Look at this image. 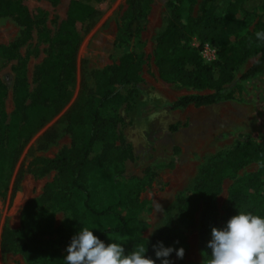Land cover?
Returning a JSON list of instances; mask_svg holds the SVG:
<instances>
[{
	"label": "rangeland",
	"instance_id": "rangeland-1",
	"mask_svg": "<svg viewBox=\"0 0 264 264\" xmlns=\"http://www.w3.org/2000/svg\"><path fill=\"white\" fill-rule=\"evenodd\" d=\"M70 0H21L27 8L32 23L26 28L14 15L0 16V45H15L16 56L0 65V79L5 86V110L12 112L13 96L18 77L24 75L28 90L35 93L39 84L40 67L53 49L60 48L55 36L60 22L65 18ZM261 0H250L248 9L254 11L238 15L245 19L243 28L231 36L230 44L236 48L260 31L256 27L264 8H256ZM205 0L193 6L192 17H200ZM95 13L75 30L77 47L71 66L65 71L68 78L61 84L58 94L70 99L64 107L33 134L21 138L16 144L14 163L5 185L0 182V264H62L70 243H59L55 234H39L36 240L43 253L28 256L19 250L3 246L5 229L21 230L27 223L38 219L43 205L39 196L44 185L54 177V172L36 176L30 163L36 159L53 157L59 150L78 143L83 127L70 126L67 112L86 107L94 95L118 89L109 83L107 66L116 64L118 55L114 38L127 9L126 0H103L94 5ZM172 6L166 0H152L147 9V19L140 32L143 46L139 80L133 92L120 103L111 102L105 116L129 157L125 160L121 176L138 191L147 202L149 227L144 238L153 246L159 234L178 214L183 202L203 178L207 167L220 159L226 151L244 142L253 141L264 150V74L247 84H239L240 75L258 58L249 51L236 64L231 79L222 86L233 88L234 96L220 102L195 107L172 109L170 104L185 94H202L212 88H195L183 85L158 72L155 64L156 46L170 24ZM264 22H262V27ZM189 44L198 48L204 63L210 55H202L203 44L193 36ZM258 44H264L259 41ZM254 176L264 185V165L250 162L235 173L223 178L217 196V228L227 223V215L233 205L232 189L243 179ZM3 181V180H2ZM53 210V206H49ZM55 225H60L64 214L54 208ZM203 217L197 213L195 228L187 237V248L182 260L192 264H204L208 259L202 236ZM123 234L107 236L106 244L120 242ZM174 261H179L176 254Z\"/></svg>",
	"mask_w": 264,
	"mask_h": 264
},
{
	"label": "trees",
	"instance_id": "trees-1",
	"mask_svg": "<svg viewBox=\"0 0 264 264\" xmlns=\"http://www.w3.org/2000/svg\"><path fill=\"white\" fill-rule=\"evenodd\" d=\"M103 0H70L65 18L60 22L55 40L60 48L53 49L40 67L39 84L35 93H30L24 75L16 80L13 96L14 108L8 116L4 97L6 89L0 79V182L5 185L13 167V153L21 138L38 130L43 123L53 118L70 99V94L60 97L61 84L68 78L65 71L71 66L77 47L75 30L94 13V5ZM152 0H126L127 9L117 28L114 49L118 55L116 64L107 66L104 73L110 74V82L118 89L108 90L91 97L86 107L76 110L73 106L67 112L68 122L75 129L83 127L78 143L59 150L53 157L36 159L30 163L36 176L54 172L53 179L46 183L39 196L43 205L38 219L27 223L21 230L5 229L3 246L19 250L28 256L43 253L36 236L55 234L59 243H70L71 238L84 226L93 229L94 235L106 243L107 236L123 234L120 239L126 252L137 246L147 249L146 256L153 259L155 251L144 238L149 227L147 202L139 197L121 176L128 151L117 143V135L105 116L108 105L120 103L133 92L139 80L143 46L140 38L146 23L147 9ZM198 0H166L172 6L169 28L156 46L155 64L158 72L170 80L195 88H212L202 94H185L170 104L172 109L186 106L211 105L234 96L233 88L222 85L231 79L233 70L242 56L252 51L258 54L238 78V83L247 84L258 75L264 74V44L259 45L255 35L236 48L230 44L231 36L244 26L245 19L238 14L254 11L248 9L250 0H205L200 17L191 15ZM256 8H264V0ZM14 15L26 28L32 18L21 0H0V16ZM264 14L258 18L256 27H262ZM195 36L201 44L209 43L217 49L218 60L204 63L198 48L189 44ZM15 45H0V65L14 59ZM250 162L264 165V150L255 142L236 145L213 161L203 178L188 195L178 214L156 238L154 245L162 241L165 247L187 248V237L195 228L197 213L203 217L202 236L204 247L210 258L207 243L211 229L216 226L218 210L217 196L223 178L235 173ZM3 180V181H2ZM233 205L227 221L240 210L264 216V185L254 176L247 177L232 189ZM53 206V210L49 206ZM54 208L64 214L63 222L55 225ZM179 243H176V242ZM172 264H192L180 259ZM32 264V263H31ZM40 264H48L46 262ZM65 264V261H62ZM160 264V260L156 261Z\"/></svg>",
	"mask_w": 264,
	"mask_h": 264
},
{
	"label": "clouds",
	"instance_id": "clouds-1",
	"mask_svg": "<svg viewBox=\"0 0 264 264\" xmlns=\"http://www.w3.org/2000/svg\"><path fill=\"white\" fill-rule=\"evenodd\" d=\"M255 37L264 41V30ZM176 243H179L178 241ZM156 259L146 256L147 249L137 246L126 252L122 243H105L94 235L93 229L84 226L71 238L66 248L65 264H172L168 259L175 252L183 259L185 249L165 247L162 241L152 246ZM210 258L204 264H264V216L240 210L223 228L212 227L207 243Z\"/></svg>",
	"mask_w": 264,
	"mask_h": 264
},
{
	"label": "built area",
	"instance_id": "built-area-1",
	"mask_svg": "<svg viewBox=\"0 0 264 264\" xmlns=\"http://www.w3.org/2000/svg\"><path fill=\"white\" fill-rule=\"evenodd\" d=\"M203 49H202V55H204V53H208L210 55V57L208 58V60H213L216 58V51L214 48H212L208 43H204L203 44Z\"/></svg>",
	"mask_w": 264,
	"mask_h": 264
}]
</instances>
